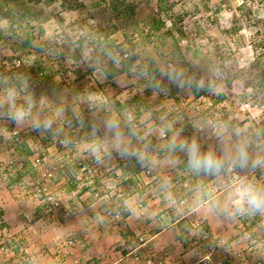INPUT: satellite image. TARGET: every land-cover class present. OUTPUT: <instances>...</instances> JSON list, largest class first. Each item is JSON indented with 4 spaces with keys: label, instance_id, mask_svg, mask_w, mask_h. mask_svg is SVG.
Returning a JSON list of instances; mask_svg holds the SVG:
<instances>
[{
    "label": "rangeland",
    "instance_id": "rangeland-1",
    "mask_svg": "<svg viewBox=\"0 0 264 264\" xmlns=\"http://www.w3.org/2000/svg\"><path fill=\"white\" fill-rule=\"evenodd\" d=\"M15 1L11 3V0H0L2 36L5 39L10 33L15 36L11 18H19L22 13L30 12L29 14L36 18L29 21L28 25L38 40L43 43L42 46H38L39 49L34 50V57L43 60L48 56L56 58L54 62L56 69L65 66L68 74L79 73L81 76L75 83L69 84L60 92L46 91L47 82L41 83L39 90L32 94L24 91L25 88L22 89L24 92H21L20 98L15 100V105L23 108L29 103L33 105L32 116L25 118L31 124L30 126L16 124L17 121L9 115V111H14L15 108L10 109L9 103H3L0 100V202L5 203L7 199L12 198L20 210L31 209L32 201L25 182L22 186L13 189L7 186L9 178L19 169L20 165H17L18 161H16L18 156L21 161L23 157L21 154L24 151L28 152L30 148H40V143L46 136L45 129L49 128L55 132L50 119L54 121L63 119L68 114L67 110L70 111L71 104L72 107L74 105V108H77L74 103L78 104L79 94L84 90L89 95L96 88L109 95L116 92L117 99L121 103L114 98L115 112L121 114L125 110L131 111L140 123L139 130L119 128L122 133V142L131 140L132 147L128 150L140 153L139 140L145 141L146 145L141 144L147 154L143 166H146L144 168L150 167L151 172L157 174L161 181L157 186L149 183L150 177L147 178L141 174L137 156L114 154L118 149L115 147L116 140L113 136L110 141L111 147L104 146V139L94 138L96 147L93 151L99 155L100 159L86 173L87 182L92 184L94 180L93 186L97 185V192L102 193L103 189L97 181L98 178L94 176L95 173L101 171L107 176L113 175L110 182L117 185L127 177H133L136 180L137 190H144V198H149L148 201L155 207L159 204L157 203L159 191L162 196L160 205L166 210L164 217L173 219L188 215L186 218L189 224L187 234L193 246H199L194 243V238L203 234L200 223L202 218L199 214L204 216L206 213L212 217L217 213L219 219L222 215L230 221L236 219L239 234H241L239 235L240 240L231 245L226 238H223L228 235L227 233L221 234L222 236H211L208 238V243L214 242L215 251L213 253L220 258L233 248L241 252V255L231 258V261L239 263V260H243L250 263L246 258L249 256L251 259L254 257L256 261H260V264H264V212L238 213L227 199L234 178L237 176L264 187V137L259 132V128L264 124V82L262 81L264 78V0H131L138 5L135 17L138 22L151 18L160 19L165 25L158 35L161 36L166 31L170 32L177 40V47L180 48L181 58L177 52L172 51L170 39L168 37L163 39L166 44V48L162 50L163 56L167 58L165 64L159 58L160 51L156 50L159 43L155 39L142 45L140 36L134 35L135 49L140 51L142 58H155L160 67L162 74L156 88L147 81V73L138 71L136 68L132 74L124 73L117 76L113 79L112 86H108L106 82L101 84L96 80L94 82L92 81L94 78L91 75L88 76L89 68L93 66V63L96 64L94 67L103 66L108 59H104L101 51L103 42L99 43L102 40L99 35L100 25L106 27L109 25L106 22L107 15L104 10L106 0H75L74 2L55 0L51 4H47L45 0H39L38 4L28 0ZM3 2L6 4L3 5ZM28 20L29 18L26 22ZM109 30H112V27ZM39 31L42 33L39 34ZM59 37L63 40L62 46L57 49L53 48L50 39L54 40ZM118 38L120 42V36ZM7 50L6 44L3 43L0 49V86L13 82L12 75L6 73L9 71L8 65L12 57ZM26 59L30 60H27V63L34 60L28 57ZM80 60H84V63ZM139 61H136V64ZM82 71L85 73L82 74ZM14 73L18 72L14 71ZM192 83L202 90L199 96L192 93L190 87ZM173 90H175V96L172 94ZM54 95H56L54 99L64 100L61 106L63 115H60L57 110L55 113L48 104ZM135 97L138 99H134ZM41 100L45 104V110H51L53 114L52 118L45 117V123L41 119L40 111L36 113L40 107H43ZM60 102L58 106L62 104ZM77 114L80 116L83 130L88 124L97 130V126L99 127L103 121L106 124L109 121L116 122L119 118L112 115L108 119L93 121L89 119L90 117L83 116L81 112ZM167 118H170L168 122L165 121ZM48 123L50 127L45 126ZM164 123L167 125L168 135L166 134L165 140H161L160 135L166 133L161 127ZM37 124L40 127H36ZM14 125L19 132L16 137L10 135ZM42 126H45V129H42ZM217 131L222 133L220 139L215 134ZM91 134L93 133L88 132L89 138H92ZM157 138H159L158 144L155 143ZM53 140L51 141L54 142ZM173 140L177 144L182 140L189 143L195 140L202 151L215 150L218 154L221 143L233 153L236 145L243 144L246 146L249 163L247 167L238 166L216 177L196 174L188 167L186 153L180 151L178 147L172 150L170 144ZM153 145L156 147L153 148ZM49 147L45 154H48L49 149L53 153L50 157L52 163L58 167L62 164L60 156L54 153L55 148L58 149V147ZM161 150L164 152L161 153ZM38 152H41L40 149ZM255 161H260V164H256ZM181 166H183L182 169ZM59 175L52 188L62 190L65 195H68L73 189L70 187V181L76 180L78 171L74 167H64ZM214 187L218 190L212 195ZM94 191L96 188L91 189L82 197H79L80 193L73 197L71 202L75 203V207L79 198L85 199V203H94L102 211H99L100 215L105 218L106 214L104 216L102 213L108 206H105L102 200L94 199ZM138 191H136L137 194ZM137 194L134 197L130 196L129 200L130 204L132 203L130 206H134L133 211L137 207V201L142 198L139 195L137 197ZM203 198H211L212 203L206 204ZM197 206L201 208L194 211ZM202 206H205L206 212L199 211V209L203 210ZM214 207L217 211L213 209ZM147 212L145 208H141L129 216V222L136 228L134 236L137 235V237L133 241L134 244L138 245L140 238L148 237L147 230L159 226V223H153L154 212ZM134 214L137 216L134 217ZM29 215L30 218L31 216L37 217L36 220L42 225L40 224V228L36 231L40 230L42 233L46 224L39 220L38 211H35L34 215L31 213ZM147 215L152 220L149 225V221L146 225L144 224V218ZM0 219L4 222L1 217ZM241 219L245 221L242 225ZM112 221L116 223V226H120L121 220L113 219ZM196 224L198 226H195ZM19 225L5 227L6 232L12 236L11 242L19 240L26 253L29 254V244L22 242L18 234L27 227L23 223ZM141 226L144 230L138 228ZM31 231L35 230L32 228ZM222 232L224 231L220 233ZM72 233H68V238L72 236ZM248 252H251V255ZM204 253L208 254L206 250ZM218 257L216 258L219 259Z\"/></svg>",
    "mask_w": 264,
    "mask_h": 264
},
{
    "label": "crops",
    "instance_id": "crops-1",
    "mask_svg": "<svg viewBox=\"0 0 264 264\" xmlns=\"http://www.w3.org/2000/svg\"><path fill=\"white\" fill-rule=\"evenodd\" d=\"M11 1V3L16 2L15 0ZM4 4L6 3L3 2V5ZM39 48L40 47H37V49ZM82 72V74L85 73V71ZM89 75L94 78L92 81L96 80L99 84L105 82L104 74L102 73L100 66H91L89 68L88 76ZM54 97H56V95L52 97L51 102L48 104L55 113L58 111L60 115H63L61 106H63L64 100H60L62 102L61 104V102L56 100V98L54 99ZM59 102L61 104L60 106H58ZM39 111L40 110H37L36 113ZM17 123H19L20 126L31 125L27 122V119L23 122L17 121L16 124ZM106 124L103 121L99 127L97 126V130L93 127L94 131H90V133H93L90 137H94L95 135L97 140L104 139V146L111 147L112 144L110 141L113 139L114 134L107 129ZM122 143L127 146V148L132 147L131 140H126L125 143ZM49 146L51 148L52 146L55 147L53 143ZM118 153L121 154L118 150L117 152H114V154L119 156ZM134 195L136 194H133V197ZM133 197L132 199H134ZM129 200L130 198L127 200V203L132 205ZM203 200L206 204H209V202L212 201L211 198H203ZM138 202L139 201H137V203ZM211 203L212 202H210V204ZM0 207L2 211L1 218L4 220L6 227L8 228L13 225L20 226L19 223H23L21 221L22 217L29 219V214L35 213L32 204L31 209L27 210L28 212L25 211L26 209L20 210L18 204L14 203L12 198L7 199L5 203L0 202ZM202 207L203 210L199 209V211L206 212L205 206ZM198 208H201V206H197L194 211H197ZM213 209L217 211L216 207ZM99 211L102 212L94 203L81 204L77 202L73 216L67 221L66 226L61 230L55 222V224L46 225L42 229L45 232L43 231L44 233H41L40 230L36 231L37 228H40L39 225L41 224L36 221L33 224H27V226H25L27 229L24 228L18 234L23 240L22 242L27 245L29 244L28 252L33 257L35 264H144L145 260L150 256L155 259L158 257L165 260L168 259L167 261H170L169 264H199L200 259L206 255L202 248L199 246H193V242L188 237L187 228L189 227V224L187 221L188 219L186 220L188 215L173 219L162 216L161 218L164 217L161 219L164 223L163 228L153 235L148 234L149 236L146 238L147 245L145 248L144 246L139 247L137 244L133 243L137 235L136 237L134 236L136 228L129 222L130 217L121 220L119 222L120 226L118 227L110 218H104L101 216ZM216 214L212 215V217L206 213L204 216L199 214L202 218L200 220L202 225L201 231L208 234V237H215L216 235L222 236L221 234L227 233L228 235L223 238H226L231 245L240 240L239 235L241 234H239V229L237 227L239 226L238 221L236 219L230 221L223 215L219 219ZM136 216L137 215L134 214V217ZM216 218H218V220ZM154 222L156 221L154 220L153 223ZM147 223L148 220L146 221L145 219L144 224L146 225ZM149 224L150 223H148V225ZM32 228L36 232L31 231ZM138 228L143 229L142 226ZM148 231L150 232V230H147V233ZM221 231L224 232L220 233ZM70 232L73 233L72 236L68 238V233ZM69 241H71V243H69ZM250 248L252 249V247ZM14 251L15 250L12 251V248L7 245L5 254L0 256V264H13V254L11 253ZM216 257H218V255L216 256L215 254L213 260H221L222 264H250L243 260H239V263L234 261L232 263L230 255L227 256L224 254L223 257H218L219 259Z\"/></svg>",
    "mask_w": 264,
    "mask_h": 264
},
{
    "label": "built area",
    "instance_id": "built-area-1",
    "mask_svg": "<svg viewBox=\"0 0 264 264\" xmlns=\"http://www.w3.org/2000/svg\"><path fill=\"white\" fill-rule=\"evenodd\" d=\"M155 11L157 9L155 8ZM17 30V27H14ZM18 31V30H17ZM12 33H10V37ZM9 38H4V43L8 48L11 60L8 65L9 71H15L18 73L25 74V84L24 88L26 92L32 94L34 91L39 90L41 82L39 78H37L30 70H28L29 65L24 61L21 53L16 49H10L8 47ZM53 48H58L62 46L63 40L62 38L50 39ZM128 57L127 53H124L120 59H125ZM84 59V58H83ZM85 60V59H84ZM84 60H80L82 63ZM84 63V62H83ZM96 88V87H94ZM14 90L16 92L15 100H18L21 96V90L16 86L14 83H7L6 88L0 89V100L3 103H9L7 100V92L8 90ZM114 92L112 95L102 92V90L96 88V90L91 91L89 93L84 90L79 94V100H77L78 104L74 103L77 108L72 107V104L69 106L70 111H68L67 115L63 117V119L59 120H52L50 122L53 123V129L55 132H62L63 135L57 139L55 148V154L60 156L62 164L58 167L56 164L52 163V159L50 158L53 153L48 150V154L45 152H35L32 156L29 157V166L28 172L24 177V184L28 188V192L30 194V199L32 201L33 210L38 211L39 213V220L43 221L44 224L50 225L55 224L58 225L59 229L61 230L63 227L66 226V223L72 217V202L71 200L76 195H79L87 188H90L94 184V180L92 184L87 182V172L90 171L91 167L99 161V155L93 151L94 147H96V143L94 141H90L88 133L85 132L82 128V124L80 122V116L77 112H81V114L90 117L89 119L95 121L98 119H108L110 116L115 114V106L114 102L115 99L118 98V95ZM115 98V99H114ZM116 101H119L118 99ZM121 103V101H119ZM41 105L43 108L41 109V119L45 123V117H50L53 115L51 110H45V104L41 100ZM29 114L26 116L28 117L32 113L33 105L31 103L28 104L24 108ZM15 111V109H14ZM10 112V111H9ZM72 116V117H71ZM25 117V118H26ZM48 120V119H47ZM15 121V120H14ZM119 125V128L123 127L128 130H139L140 123L136 119V116L128 110H125L121 113V116L116 120ZM19 134L18 130H16V126L14 125L10 135L16 137ZM161 140H165L167 135L162 133L160 135ZM145 140V138H144ZM159 138L155 140V143L158 144ZM146 145V142L143 140H139V147H140V156L143 157V161L147 159L146 151L144 150L143 146ZM89 146V152L86 151L87 147ZM72 147L74 151L72 152L69 148ZM153 148L156 147L155 145L152 146ZM92 150V151H91ZM156 150V148H155ZM50 154V155H49ZM56 157V156H55ZM138 164L141 169V174L145 177H150L149 183L151 185H156L161 181L158 178L157 174H153L151 172V168L143 166L139 160ZM74 167L78 171V176H76L75 180V188L72 189L68 195H65L62 190H53L52 186L54 181L59 178V173L64 167ZM92 176V175H91ZM98 179V183L102 187L103 191L97 192L94 191V199H100L104 202L105 206H108L106 210H103V213L106 216L112 219H121V215L119 211H115L114 213L110 212L109 206L112 204L111 200V193H113L117 197L121 196V192L118 189L117 184H111V179L113 176H107L103 174V172L95 173ZM140 177V176H139ZM168 179V178H167ZM217 188L214 187L212 190V195L217 192ZM88 193V192H87ZM195 226H198L196 224ZM7 228L3 227L0 230V256H3L6 251L7 244L12 248V261L13 264H35L33 261V257L26 253L24 246L22 245L19 240H12V236L7 234ZM72 235V234H71ZM208 237L206 235H197L194 239V243H197L203 250H206L208 254H206L203 258L200 259L199 264H222L221 260H213V256L216 253L215 251V244L212 241L208 243ZM71 243V241H69ZM146 241L143 238L139 239V246H145ZM229 247V246H227ZM226 255H230L232 258L240 257V253L238 250H228ZM232 251V252H231ZM251 252H248V254ZM247 260L251 264H260V261H256L253 257L247 256ZM245 260V259H244ZM145 264H169L167 261L162 259L153 260L148 258Z\"/></svg>",
    "mask_w": 264,
    "mask_h": 264
},
{
    "label": "trees",
    "instance_id": "trees-1",
    "mask_svg": "<svg viewBox=\"0 0 264 264\" xmlns=\"http://www.w3.org/2000/svg\"><path fill=\"white\" fill-rule=\"evenodd\" d=\"M28 1L29 2H35V4L36 3L38 4L39 0H28ZM54 1L55 0H45V2L47 4H51ZM72 1L74 2L75 0H72ZM105 2H106V6H105L104 10L106 11L105 14L107 15L106 22L109 25H108V27H106L104 25H100L99 35H100L102 40L99 43L103 42V46L101 48V51L103 53L104 59L108 58L107 61L103 64V66H100L102 68L103 73H104L107 85L112 86L113 85L112 84L113 79H115L117 76L124 74V73L132 74L134 72V68H136L138 71L146 72L147 73V81L154 88H156L158 86V83H159V78L161 77V74H162L160 67L156 63L155 58H147V59L142 58V56L140 55V51L135 49L136 48V42H135L134 35L140 36V38L142 39V45L149 43L152 39H155L159 43V46L156 48V50L160 51L158 53L159 58L165 64L167 63V58H165L163 56L162 50L164 48H166V44L164 43L163 39L167 38V37L170 39V45H171L172 51H174L175 53L177 52V54L181 58L180 48L177 47V40H175L173 35L168 31L161 34V36L158 35L159 31L165 25L158 18H151L150 20H143L141 22H138L135 19L136 9H137L138 5L134 2H132L131 0H106ZM78 6H80V4ZM8 10L11 11V9H8ZM29 13L30 12L22 13L21 15H19V18L18 17L11 18V23L14 24L13 27H17V29H19V31L17 32V30L14 28L15 29V32H14L15 36L10 37V34H9V37H8L10 40L9 41L10 42L9 47H10V49L13 48V49L18 50L20 53H22L23 56H26L30 59H34L33 62L31 61L32 64H29L31 62L27 63V60L28 61H30V60L26 59V57L23 58L24 60H26L25 62L29 65L28 70H30V72H32L37 78H39L41 83H44V82L48 83L47 87L45 88L46 91L60 92L61 90L66 89L69 86V84L75 83L81 75L79 73L73 74V75L68 74L66 72L67 70H66L65 66H61V68L56 69L54 67V62H56V58H52V57L48 56L47 58H45L43 60L41 58H35L34 57L33 51L38 46H42L43 43H42V41L38 40L37 36L33 33L32 28L28 25L29 21L34 20V18H36L35 16H32ZM28 18H29V20H28V22H26V19H28ZM111 27H112V30H109V28H111ZM40 33H42V31H39V34ZM118 36H120V38H121L120 42H118V39H119ZM3 43H4V37L2 36V34L0 32V49L3 45ZM123 47L125 49H122ZM124 53H127L128 57L125 59H120ZM138 60H140V61L138 64H136V61H138ZM6 73L12 75L14 84L17 85V87L21 90V92L26 91V89L24 91L22 90V89H24V84H25V78L22 74L14 73V71H8ZM3 75H4V73H3ZM262 81L264 82V78H262ZM6 87H7V84H4V85L0 86V89L6 88ZM190 87H191L192 93L195 96H199L202 93L201 92L202 90H200V88L195 83L190 84ZM172 94H174L173 96H175V94H176L175 90L172 91ZM134 99H138V97H135ZM40 109H41V107H40ZM113 115L118 116V117L121 116V114H117V112ZM169 119L170 118H167L165 121L168 122L167 120H169ZM42 127H43L42 129H45V126H42ZM161 127L163 128L164 131H166L165 134H167L168 128H167L166 123L162 124ZM45 131H46V136L44 139H42V142L40 143L41 144L40 148H38L43 153L44 152L46 153V149L50 144L55 143L54 145L56 146L57 139L63 135L62 132H54L53 130H50L49 128H46ZM84 131L88 133L90 131H94V128H93V126L88 124L86 126V128L84 129ZM259 132L264 137V124L261 125V127L259 128ZM51 138L54 139L53 140L54 142L51 141L52 140ZM94 138H95V135H94V137L90 138V141H94L96 139V138L95 139ZM38 149L30 148V150L28 152L24 151L23 152L24 154L23 153L21 154V155H23V157L21 158V161H23V162H21L19 160L20 156H18L16 161H18L17 165H20V166H19V169L15 172V174H13V176H11L9 178V181L7 183V186L9 189H13L15 187H20L23 185V183H24L23 179L28 172V167H27V165L29 164L28 158L34 152H38ZM69 149L72 152L74 151V149L72 147H70ZM88 150H89V147H87L86 151L88 152ZM165 150H166V147H165ZM163 152L164 151L161 150V153H163ZM24 157H26V158H24ZM185 166H187V165H185ZM182 168H183V166H181V169ZM93 185L90 186V188H87V190H84L83 192H81L79 197L85 196L86 193L89 192L91 189L94 190L96 188V191H97V189H98L97 185H95V186H93ZM135 185H137V184H136V180L133 177H131V178L127 177L121 183H119L117 186L121 192L120 193L121 196L117 197L115 195V193H113V192L111 193L110 197L112 200L111 201L112 204H111V206H109V210L112 213H114L115 211H119L122 218H126V217L130 216L133 212H135L136 210H139L141 208L142 209L145 208L148 212H154V214H155L154 220L157 223L159 222V226L157 228L151 229L150 232L148 231V233H147V235L148 234L153 235L154 233H157L158 231H160L161 228L163 227V225H162L163 222L161 219H163L164 217L163 218H161V217L164 216V213L166 210H164L163 206L160 205V202H162L160 200V198L162 196L160 195V192L158 191L157 203H159V204L157 207H155L153 203L151 204L148 201L149 198H147V199L144 198L145 191L144 190L138 191ZM70 187L73 189L75 188V181L74 180L70 181ZM120 187H122V189ZM136 191H138L139 197L142 196V198H141V200H139V202H138L139 204L137 205V207L135 205L136 208H135V211H133L134 206L131 207L127 203V200L133 194H137ZM79 199H80L78 201L79 203H81V204L85 203V199L84 200H81V198H79ZM72 208H73V211H72V216H73V213L75 210V203H72ZM1 215H2V211L0 208V217H1ZM33 215H34V213H33ZM36 218L37 217L34 218L33 216H31V218H29V219L22 217L21 221L23 222V225L27 226V224H33L35 221H37ZM145 219H146V221L148 220L149 223L152 222L151 219L148 218V215H147V217H145ZM244 223H245V221L244 220L242 221V219H241V225ZM3 227H6V224L4 222H2L0 219V229H2ZM232 263H233V261H232Z\"/></svg>",
    "mask_w": 264,
    "mask_h": 264
},
{
    "label": "clouds",
    "instance_id": "clouds-1",
    "mask_svg": "<svg viewBox=\"0 0 264 264\" xmlns=\"http://www.w3.org/2000/svg\"><path fill=\"white\" fill-rule=\"evenodd\" d=\"M11 37H14V35H12ZM21 55H22V53H21ZM22 57H23V55H22ZM93 65H96V64L93 63ZM101 71H102V68H101ZM102 73H103V71H102ZM104 78H105V76H104ZM105 82H106V79H105ZM8 83H10V82H8ZM11 83H14V82H11ZM15 98H16V92L14 90H11V89L8 90L7 100L10 104V109L15 108V111L10 110L9 115L15 121L23 122L25 117L29 113L22 106L16 107ZM41 109H40V113H41ZM45 126L50 127L51 125H50V123H48ZM36 127H40V125L37 124ZM106 127L109 131L114 133V137L116 140L115 147L118 150H120L122 155H135V156H137V159L141 163L144 162L143 157L140 156V154L138 152H130L128 150L127 146H125L122 143V140H121L122 133L119 130V125L117 122L109 121L107 123ZM215 134L217 135V138L220 139L222 133L217 131ZM177 147L180 149V151L186 153L188 167L192 172H194L196 174H203L206 176L216 177V176H219L222 173H226V172L230 171L231 169H234L235 167H238V166L239 167H247L248 163H249V156H248L247 151H246V146L243 144L236 145L235 151L233 153V152L229 151L228 149H226L224 147L223 143H221V148L219 150V154L215 150L202 151L200 148V145L195 140L191 141L190 143L188 141L182 140L178 144L175 140H173L171 143L172 150H175ZM255 163L260 164V161H255ZM227 199H228V202L233 206L235 211L238 213L264 212V187L257 186L256 184L249 182V181H246L245 179H243L241 177L237 176L234 178V183L231 186V190L228 193ZM102 214L104 215V213H102ZM106 217L110 218L108 216H106ZM126 218H122V216H121L120 220H123ZM110 219L113 220L112 218H110ZM202 235H206V234L203 233ZM208 238H210V237H208ZM143 239L145 241H147L146 238H143ZM137 246H139V245H137ZM148 258H151V257H148ZM160 259H163V258H160ZM146 260H145V262H146ZM154 260H156V259H154ZM145 262H144V264H145Z\"/></svg>",
    "mask_w": 264,
    "mask_h": 264
}]
</instances>
